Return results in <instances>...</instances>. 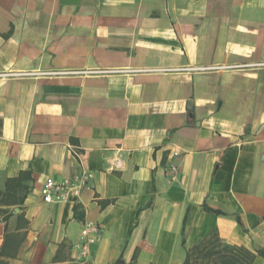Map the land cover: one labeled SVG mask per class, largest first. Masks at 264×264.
I'll use <instances>...</instances> for the list:
<instances>
[{"label":"crops","instance_id":"crops-1","mask_svg":"<svg viewBox=\"0 0 264 264\" xmlns=\"http://www.w3.org/2000/svg\"><path fill=\"white\" fill-rule=\"evenodd\" d=\"M33 71L0 75V264H264V0H0Z\"/></svg>","mask_w":264,"mask_h":264},{"label":"built area","instance_id":"built-area-1","mask_svg":"<svg viewBox=\"0 0 264 264\" xmlns=\"http://www.w3.org/2000/svg\"><path fill=\"white\" fill-rule=\"evenodd\" d=\"M40 72H8L0 73V75L7 76H29L37 75ZM172 170L175 167H171ZM91 179V175L86 171L74 175L71 179L57 181L51 177H47L42 182L39 193L41 199L44 202H64L70 196L77 197L81 193L82 189L87 187L88 182ZM98 232V226L92 222L85 221L82 223L79 232V241L82 256H86L89 252V247L95 242V235Z\"/></svg>","mask_w":264,"mask_h":264}]
</instances>
